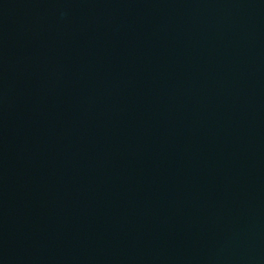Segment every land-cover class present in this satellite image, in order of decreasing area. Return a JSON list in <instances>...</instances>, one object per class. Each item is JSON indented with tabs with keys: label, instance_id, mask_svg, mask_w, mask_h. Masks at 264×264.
I'll list each match as a JSON object with an SVG mask.
<instances>
[{
	"label": "water",
	"instance_id": "1",
	"mask_svg": "<svg viewBox=\"0 0 264 264\" xmlns=\"http://www.w3.org/2000/svg\"><path fill=\"white\" fill-rule=\"evenodd\" d=\"M0 264H264V0H0Z\"/></svg>",
	"mask_w": 264,
	"mask_h": 264
}]
</instances>
